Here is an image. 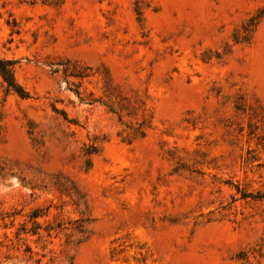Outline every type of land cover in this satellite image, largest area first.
Listing matches in <instances>:
<instances>
[{
  "label": "rangeland",
  "instance_id": "1",
  "mask_svg": "<svg viewBox=\"0 0 264 264\" xmlns=\"http://www.w3.org/2000/svg\"><path fill=\"white\" fill-rule=\"evenodd\" d=\"M0 59V264H264V0H0Z\"/></svg>",
  "mask_w": 264,
  "mask_h": 264
},
{
  "label": "trees",
  "instance_id": "2",
  "mask_svg": "<svg viewBox=\"0 0 264 264\" xmlns=\"http://www.w3.org/2000/svg\"><path fill=\"white\" fill-rule=\"evenodd\" d=\"M13 68L14 62L0 59V76L5 83L7 90L13 91L21 98H27L28 94L18 85L14 78ZM76 94L79 95L78 93ZM243 197L246 198L249 196L244 194Z\"/></svg>",
  "mask_w": 264,
  "mask_h": 264
}]
</instances>
